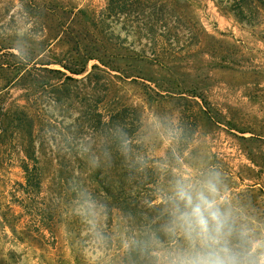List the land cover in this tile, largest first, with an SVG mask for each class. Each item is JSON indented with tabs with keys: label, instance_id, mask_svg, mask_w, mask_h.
Here are the masks:
<instances>
[{
	"label": "rangeland",
	"instance_id": "obj_1",
	"mask_svg": "<svg viewBox=\"0 0 264 264\" xmlns=\"http://www.w3.org/2000/svg\"><path fill=\"white\" fill-rule=\"evenodd\" d=\"M247 3L252 25L230 0H0V264H122L121 214L106 228L73 199L81 171L109 168L96 113L135 121L152 205L179 179H212L264 239V5ZM183 246L168 235L153 256Z\"/></svg>",
	"mask_w": 264,
	"mask_h": 264
},
{
	"label": "trees",
	"instance_id": "obj_2",
	"mask_svg": "<svg viewBox=\"0 0 264 264\" xmlns=\"http://www.w3.org/2000/svg\"><path fill=\"white\" fill-rule=\"evenodd\" d=\"M248 1L251 0H230L232 5L229 10L238 21L252 25L255 23V17L249 9ZM257 1L264 5V0ZM182 106L183 114L186 115L190 106ZM96 114L92 128L104 139L103 147L107 160L109 159V168L103 171L96 167L88 173H82L80 170L76 180H82L83 184L79 183L81 186L74 192L73 199L80 203L85 213L92 212L95 206L101 218L105 220L103 225L106 228L111 225L115 211L121 214L128 230L127 235H130L132 240L122 264H156L157 257L153 256V252L155 244L165 243L167 240L168 234L164 228L170 220V205L155 206L152 205L154 199L146 197L147 193L153 192L149 188L156 184L155 174L149 169L140 171L135 163V155L140 154V147L131 142V137L137 132L135 121H128L123 112L111 115L107 122L103 121L101 114ZM196 130L195 122L183 130L179 140L182 149L191 142ZM83 156L90 159L89 155ZM128 157L134 160L132 166L124 165L120 168V164ZM83 160H78L81 167ZM141 195L144 197H140ZM141 198H144L146 203L142 202ZM137 232L140 235L138 238L134 237ZM102 235L110 240L105 231ZM106 245L112 246V241H108Z\"/></svg>",
	"mask_w": 264,
	"mask_h": 264
},
{
	"label": "clouds",
	"instance_id": "obj_3",
	"mask_svg": "<svg viewBox=\"0 0 264 264\" xmlns=\"http://www.w3.org/2000/svg\"><path fill=\"white\" fill-rule=\"evenodd\" d=\"M166 203L170 220L164 231L185 246L157 252L156 264H264V239L237 225L212 179L177 180Z\"/></svg>",
	"mask_w": 264,
	"mask_h": 264
}]
</instances>
